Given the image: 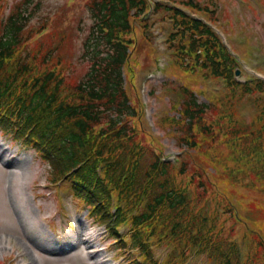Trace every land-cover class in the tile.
Masks as SVG:
<instances>
[{
  "label": "trees",
  "instance_id": "1",
  "mask_svg": "<svg viewBox=\"0 0 264 264\" xmlns=\"http://www.w3.org/2000/svg\"><path fill=\"white\" fill-rule=\"evenodd\" d=\"M187 4L200 7L193 0ZM88 9L92 23L82 52L86 69L72 77L75 83H69L63 63L54 59L57 43L50 39L46 46L39 43L48 24H33L28 5L15 9L14 4L6 11L0 4V129L14 138L16 131L18 138L32 144L51 163L53 178L71 173L76 195L104 214L105 220L111 216L112 195L117 194L122 205L119 216L126 218L133 211L132 224L138 228L131 242L149 256L150 239L165 229L170 237L185 236L180 242L185 248L199 241L208 245L228 241L219 239L217 211L209 217L205 208L192 211L187 190L174 187L173 167L160 163L162 147L146 140L148 130L140 108L127 91L126 71L134 74L130 61L137 43L136 23L141 19L146 28L153 23L144 19L149 0H89ZM155 9V14L162 10L164 19L171 22L168 44L177 49L180 63L231 75L234 60L211 28L173 3L161 0ZM257 88L263 92L264 84ZM183 95V117L176 122L186 131L179 142L199 148L214 135L207 108L188 88ZM228 148L234 167L228 169L229 178L246 180L239 175L250 152L244 144L236 151L232 145ZM107 163L102 178L98 167ZM256 176L264 180L262 173ZM192 185L191 178L187 188ZM184 225L187 228L181 233ZM234 248L236 244L231 243L217 250L220 264H229L224 252L231 255Z\"/></svg>",
  "mask_w": 264,
  "mask_h": 264
},
{
  "label": "rangeland",
  "instance_id": "2",
  "mask_svg": "<svg viewBox=\"0 0 264 264\" xmlns=\"http://www.w3.org/2000/svg\"><path fill=\"white\" fill-rule=\"evenodd\" d=\"M19 1L27 0H0V4H3L8 11L10 6ZM36 1L32 23L35 25L48 24V29L39 43L41 46H46L49 39L54 44L57 43L58 51L54 59L63 63L68 77L80 75L85 70L80 57L83 40L91 23L87 0H34L32 4ZM219 3L222 11L220 16H224L223 20L226 24L230 20L235 23L238 21L243 28L235 33L236 37H232L233 41L234 39L244 40L241 33L246 35L247 29H252L255 33L250 40L252 58L249 59L247 68L258 66L257 61L259 63L264 61V54L260 48V46L264 47L263 5L259 0L256 2L254 0V3L249 4L238 1L234 4L231 0H219ZM155 33L157 34L158 31ZM150 34H152V43L141 42L137 53V61L140 65L137 73V87L141 88L144 99L149 102L148 121L153 124L154 117V121L158 122L160 128L158 130L156 126V130L166 134L169 139L164 138L165 141L169 140L170 143H174L172 140L174 134L171 131L172 122L169 118H165L171 110L172 101L169 96L177 98V93L171 84L184 80L191 83V88H196L199 87L203 78L201 76L200 81L198 76L183 74L181 78L177 77L176 81L169 82L171 78H174L172 75L175 73V69L169 67L167 77L169 75L170 77L166 79L168 81L150 80L144 89L143 81L146 75L156 68L158 56L164 54L161 36L157 37L153 32ZM36 45L37 43H34L32 47ZM238 46L246 52L247 46L239 44ZM255 53H259L260 60L255 59ZM261 68L264 69V66ZM215 85H211L213 90H217L214 88ZM209 93L212 97L215 95L210 91ZM197 154L204 155L205 153L201 149ZM204 159L207 160L206 156ZM48 171L49 165L39 158L32 148L18 141L12 143L11 139L4 140L0 135V264H7L12 257L15 259L17 253L23 256L21 259L26 264H129L128 260H125L124 251L114 249L116 244L111 235L102 239L97 238V233L102 227H98L94 218L91 217L87 220L83 219L86 241L81 247L72 255L56 253L57 250L53 246L56 237L51 234L47 221L54 220L56 229L59 227L57 211L62 203L60 190L46 186L50 180ZM253 194L264 199L263 191L255 190ZM68 198L73 208L75 200L72 201L71 196ZM87 212V209H82V215L85 216ZM67 233H71L70 228ZM161 251L165 252V249ZM197 260L199 264H213L206 256H200ZM131 262L134 264L133 261Z\"/></svg>",
  "mask_w": 264,
  "mask_h": 264
}]
</instances>
